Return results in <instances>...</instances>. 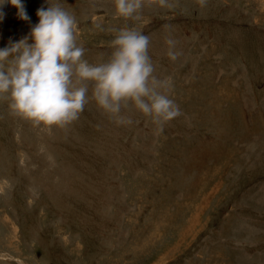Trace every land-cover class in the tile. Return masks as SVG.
<instances>
[{
    "label": "rangeland",
    "instance_id": "1",
    "mask_svg": "<svg viewBox=\"0 0 264 264\" xmlns=\"http://www.w3.org/2000/svg\"><path fill=\"white\" fill-rule=\"evenodd\" d=\"M75 17L85 59L114 30L150 38L155 75L180 115L157 125L131 101L116 118L89 99L64 127L25 119L0 96V264H264V10L254 0H51ZM4 6L0 48L46 0ZM181 53L166 55L165 39Z\"/></svg>",
    "mask_w": 264,
    "mask_h": 264
},
{
    "label": "clouds",
    "instance_id": "2",
    "mask_svg": "<svg viewBox=\"0 0 264 264\" xmlns=\"http://www.w3.org/2000/svg\"><path fill=\"white\" fill-rule=\"evenodd\" d=\"M6 4L17 9L18 19H30L22 0H0V20ZM46 4L37 9L38 23L26 36L0 48V96H7L15 113L36 124L64 127L83 111L91 83V99L118 123L132 122L121 115V103L127 101L157 125L180 115L167 94L170 80L155 75L149 36L135 28L116 29L108 59L90 63L76 42L75 17L59 2L46 0ZM158 4L175 6L171 0ZM143 6V0H115L116 12L125 18ZM165 43L166 55L175 61L181 55L177 41L169 35Z\"/></svg>",
    "mask_w": 264,
    "mask_h": 264
},
{
    "label": "crops",
    "instance_id": "3",
    "mask_svg": "<svg viewBox=\"0 0 264 264\" xmlns=\"http://www.w3.org/2000/svg\"><path fill=\"white\" fill-rule=\"evenodd\" d=\"M254 4L260 5L262 7L260 10H264V0H254Z\"/></svg>",
    "mask_w": 264,
    "mask_h": 264
}]
</instances>
